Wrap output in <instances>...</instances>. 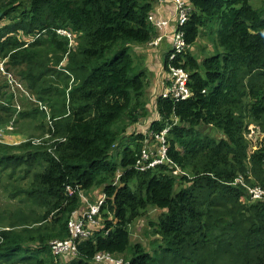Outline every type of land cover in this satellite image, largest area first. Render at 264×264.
<instances>
[{"label": "trees", "instance_id": "16d2710c", "mask_svg": "<svg viewBox=\"0 0 264 264\" xmlns=\"http://www.w3.org/2000/svg\"><path fill=\"white\" fill-rule=\"evenodd\" d=\"M189 2L181 28L189 47L175 65L189 73L192 96L174 102L160 93L149 124L157 134L170 126L168 155L186 172L175 175L166 164L133 170L144 135L131 134L132 146L123 141L149 116L145 72L129 51L157 34L153 0H0V60L54 119L51 131L46 113L19 94L25 108L16 123L39 128L35 138L52 133L42 144L0 143V181H20L9 195L19 207L0 208V264H97L99 252L127 264H264V195L251 200L247 190H264V0ZM213 20L214 50L200 58L192 46ZM59 29L73 35L71 46ZM6 86L0 82V128L16 112ZM251 125L262 132L252 140ZM58 138L65 140L49 152L46 143ZM117 169L124 172L113 185ZM238 176L244 185L234 183ZM77 186L105 196L100 227L75 254L55 257L48 242L69 236ZM152 210L159 213L142 231L146 247L133 241L131 225Z\"/></svg>", "mask_w": 264, "mask_h": 264}, {"label": "built area", "instance_id": "2783aa9c", "mask_svg": "<svg viewBox=\"0 0 264 264\" xmlns=\"http://www.w3.org/2000/svg\"><path fill=\"white\" fill-rule=\"evenodd\" d=\"M161 2L164 0H160ZM173 5V11L170 19H164L159 16L152 14L149 17L150 22H152L153 28L157 29V34L153 35L152 40L148 42L150 46H157L164 36L169 38L170 48L168 52V58L166 62V67L163 76V89L161 91L162 98L172 100L174 102L188 99L192 96V91L188 86L189 82V73L180 66L175 65V61L178 56L183 54L189 45L186 42L184 32L181 30L183 25L188 21L191 16L193 7L189 1L186 0H168ZM168 26H171V31L167 32L166 29ZM57 33L65 36L69 45H72L73 35L64 29L57 30ZM66 59V58H65ZM63 60L59 67H63L66 60ZM0 74L4 77L5 82L7 83L6 89L9 93L13 94L12 106L16 111L21 110V104L19 103V94L23 93L27 96L35 106H38L41 110L46 113V122L48 128L53 131V118L50 116V109L46 104L41 103L40 101L31 98L24 89L21 82L9 71H6L4 60L0 62ZM4 105L7 106L6 101L0 100ZM176 119V120H175ZM174 119V122L177 121V118ZM13 121H11L7 126L0 128V138H2L6 131L14 130ZM170 130V126H167ZM166 128V127H165ZM164 128V129H165ZM168 128L161 130L160 135H157L161 142V145L156 151H150L145 146L140 151V155L134 161L132 165L133 168L139 171H145L149 168H154L156 165L166 164L169 166L172 174L179 175L182 174L181 169L177 164H175L168 155V148L165 146L164 134L167 132ZM51 133L47 131L44 135V138H32L31 141L34 144H42L43 139L51 137ZM65 138H58L51 140L46 143L52 145L48 147V151L53 153L55 148V142H62ZM146 143V141H144ZM122 174L118 173L115 176L113 185L118 181V178ZM241 184L244 185V179L241 181ZM77 196L85 203V208L83 210H74L67 222L69 236L64 240H51L49 242V248L51 253L55 257H64L65 254H75L77 252V245L83 241L91 238L94 231L98 227V213L101 208V205L105 202V196L102 194L94 203H89L87 197H85L81 192H84L80 186L76 187ZM247 190L250 195L251 200L262 199L264 195V190L255 185L253 187L247 186ZM75 190L67 187V193L71 195ZM94 262L97 264H127L123 258H118L113 256L108 252H99L94 255Z\"/></svg>", "mask_w": 264, "mask_h": 264}, {"label": "rangeland", "instance_id": "374dc122", "mask_svg": "<svg viewBox=\"0 0 264 264\" xmlns=\"http://www.w3.org/2000/svg\"><path fill=\"white\" fill-rule=\"evenodd\" d=\"M251 2L253 4V6H255V7H258V6L261 5V0H251ZM210 25H214V28H202L200 36L196 39V41L194 42V44L192 46V49H193L194 53H197L196 55H199L200 58H203V57L211 55L212 51L214 50L215 44H213L212 38L213 37L215 38L216 22L215 21L214 22H209L208 26H210ZM213 32H214V35H213ZM135 45H132V47H131V49L129 51L131 57L134 60V65L136 67L135 69L138 70V71L143 70L145 72L144 74H145L146 77L150 76L151 75L150 72L146 71L147 69H145V67H146L145 63L148 62L149 57H148L147 54H146V56H142V55L136 53L134 51V46ZM148 46H150V45H148ZM0 62H1V60H0ZM4 65H5V63H4ZM9 72L12 73V71H9ZM2 81L5 82V79L0 74V82H2ZM21 84L24 87V84L23 83H21ZM24 108L25 107L21 106V110L18 111V112L16 111L15 114L12 115V117H11L12 120L11 121H13L14 130L13 131H11V130L6 131L4 136L2 138H0V143H4V144H8V145H15V144L22 143V142H24L27 139L30 140L32 138H35V137H37L40 134L39 128H31L33 126L30 125V124H29L30 127H28V125H25L26 121H22V119H19L18 123H16V121L18 119V114L21 111H23ZM147 111L149 112V116L144 118V119H141L138 123L130 126L127 129V131L124 133V137L125 138H124L123 141H125L124 144L128 143L130 146H132L133 145L132 139H129V136L131 134L136 135L138 133H141V134L144 135V141H146V143L143 141L142 145L145 146L150 151H156L158 149V147L161 145L160 140L158 138H156V136L160 135V134H157L152 129L150 130L149 124L153 120V118H152L153 115L152 114L154 113V110L152 109L151 106H149V107H147ZM9 123H6L4 126H7ZM175 123H177V121ZM46 127H48V126H46ZM166 128H168V127H166ZM251 128H255V129L253 130V132H249L247 134V137L250 140L255 139L254 136H255V134L258 131L261 132L258 127H255V126L251 125ZM15 129H17V130H15ZM20 129L22 131H25V130L26 131L22 132ZM169 131L170 130L168 128L167 132L164 134L165 146L167 148H169V143H168V139H167V135H168ZM201 132H203L204 134H209V135H213V136L214 135L221 136L220 132H218L216 129H212V128H208V127H202L201 128ZM124 144L121 147H119V149H118V153H119L120 157H121L123 149H124ZM143 146H142V148H143ZM156 166H154V167H156ZM133 170L139 171V170H137L135 168H133ZM181 171H182V174H186V172H184L182 169H181ZM123 172H124L123 169H117L115 176H117L118 173L122 174ZM114 179H115V177H114ZM114 179H113V181H114ZM15 181H18L20 183L19 180H10V181H8L4 177V175L1 177V181H0V208L1 209L2 208H6L7 206L9 208H15L18 205V207H19V199H18V197L10 198V196H9L10 195V191L16 185ZM24 181H26V180H24ZM241 181H243V176H238L235 179L234 183L241 184ZM97 189L98 188H94V189H92V190H90L88 192L84 191V192H81V193L85 197H87L89 203H94L98 199V197L100 195V191L97 190ZM80 201H81V199H80ZM20 207H23V206H20ZM84 208H85V203L81 201V204H80L79 208H77V210H83ZM99 212H100V210H99ZM156 212H158V210L149 211L147 217H142V219L141 218L137 219L131 225L133 241H135V242L136 241H141L142 243H144L146 245V247H149L147 245V240H145L144 237L142 236V231L146 227V223H147V218L148 217L149 218L151 217L152 219H156V216L158 215ZM150 215H153L154 217H152ZM97 219H98V217H97ZM98 222H99V219H98ZM98 227H100V223L98 224ZM121 258H123V257H121Z\"/></svg>", "mask_w": 264, "mask_h": 264}, {"label": "crops", "instance_id": "0c3cea01", "mask_svg": "<svg viewBox=\"0 0 264 264\" xmlns=\"http://www.w3.org/2000/svg\"><path fill=\"white\" fill-rule=\"evenodd\" d=\"M189 1V0H186ZM154 15L162 17L164 19H170L173 11V5L170 1L153 0ZM167 32L171 31V26L166 29ZM170 48L169 38L164 36L161 42L157 46H148L147 43L134 46V51L142 56L149 57L147 63H145L147 69L150 72V76L146 77L147 88L145 91V97L148 100L147 107L151 106L154 110L153 119L157 117V111L155 110V100L160 95L163 89V76L165 69V59ZM100 196V195H99Z\"/></svg>", "mask_w": 264, "mask_h": 264}, {"label": "clouds", "instance_id": "9594fccd", "mask_svg": "<svg viewBox=\"0 0 264 264\" xmlns=\"http://www.w3.org/2000/svg\"><path fill=\"white\" fill-rule=\"evenodd\" d=\"M147 45H148V43H147Z\"/></svg>", "mask_w": 264, "mask_h": 264}]
</instances>
